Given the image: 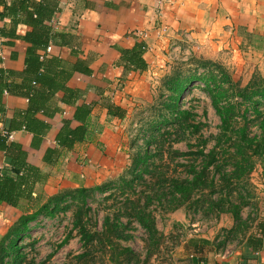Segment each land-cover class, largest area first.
<instances>
[{"label":"rangeland","instance_id":"1","mask_svg":"<svg viewBox=\"0 0 264 264\" xmlns=\"http://www.w3.org/2000/svg\"><path fill=\"white\" fill-rule=\"evenodd\" d=\"M159 28L163 37L168 36L167 27ZM236 40L232 34L221 35L211 29L170 33L156 59H150L149 68L141 78L142 89L136 96L129 94L135 100L127 102L126 119L114 123L107 118L95 121L88 136L89 148L77 149L78 156L70 155L51 169L48 180L35 188L30 204L22 203L17 209L0 212V257L10 251L9 239L5 236L13 223L24 212L31 214L49 204V209L41 212L19 236L15 258L23 257L26 263L34 264H74L75 257L83 252L73 227L79 200L71 195L57 206L50 199L82 188L88 192L86 208L90 212L85 220L90 229L100 230L109 217L127 239L121 243L140 254L142 260L147 248L154 250L148 246L145 229L135 220L143 209L153 218L156 230L166 237L169 250L155 254L154 264H188L190 256L196 257V254L187 246V241L195 237L214 241L215 253L234 252L238 241L233 237L224 250L220 246L228 236L225 231L235 226L233 216L226 212L228 206H223L225 200L210 196L209 191L174 196L167 191V185L180 184L177 180L192 176L208 163L199 151L207 140L205 152H210L216 142L212 137L220 133L221 122L214 100L218 105H224L226 99L241 102L237 96L239 87L257 85L254 79L264 78V40L258 38L248 43L241 37ZM174 83V88L189 85L172 113L167 107L176 96L172 91ZM254 108L259 114L254 113ZM241 111L249 139H253L252 145H257L262 138L259 127L264 119V99L254 98L248 105L242 104ZM177 112L183 113L180 121H176ZM233 125L237 132L239 127H244V122ZM93 151L96 162L91 161ZM139 157L145 159L139 168L152 164L151 172L145 182H134V190L130 191L123 184L134 179ZM224 157L220 151L219 164L225 163ZM251 164V171L248 165L242 164L236 175L231 170L237 188L231 200L240 206L238 197L246 199L249 206L242 207L241 215L249 227L255 215L264 210V155L251 157ZM213 171L211 178H219ZM161 184L164 191H158ZM69 236V242L64 245ZM2 264H15L13 256L5 258Z\"/></svg>","mask_w":264,"mask_h":264},{"label":"trees","instance_id":"2","mask_svg":"<svg viewBox=\"0 0 264 264\" xmlns=\"http://www.w3.org/2000/svg\"><path fill=\"white\" fill-rule=\"evenodd\" d=\"M62 1L64 0H0V22L3 24L6 20L9 21V27L4 25L0 27V47L11 46V40L27 44L24 68L21 72L15 73L0 68V155L3 156L5 163L3 164L0 160V206L6 205L17 209L22 203L30 204L34 200L36 185L45 182L46 174L31 162V158L34 151H39L51 128L45 119L52 120L61 111L56 96L60 94V103L74 108L73 118L61 122L54 138L55 147L45 151L43 162L54 167L59 162L62 151L73 150L77 144L83 143L87 136L91 105L79 104L83 93L70 88L68 83L72 79L84 81L90 79L93 74L90 62L80 57H76V60L72 62L51 52L46 54V50L57 41L60 42L59 47L61 48L74 42L72 35L54 31L53 22L61 12ZM84 1L89 2L88 0ZM19 26H26L29 31L20 36L17 34ZM119 52L125 72L142 74L146 71L147 65L143 59L145 44L143 42L138 41L132 49H121ZM255 80H257V85L249 84L239 87L241 90L238 91L237 96L241 102L226 99L224 105H218L214 100L215 110L221 122L220 133L216 137H212L216 142L210 152L207 154L205 152L207 140L203 141L199 151V154L207 159L208 163L197 173L194 172L192 176H184L183 179L177 180L180 182V184L174 183L177 187L167 185V191L174 196H191L190 192L209 191L210 196L216 195L220 200H225L226 203L223 206H228L226 212L233 216L235 226L225 231L228 236L225 241L220 243V246L224 250L230 237L238 241L236 251L234 250L232 253L231 261L228 264H251L252 262H254L253 264H264V210L255 215L249 227L248 221H244L241 215L242 207L249 206L246 199L238 197V200L242 202L240 206L234 205L231 200L237 190L233 181L234 173L231 170H234L236 175V170L242 164L248 165L249 171H251V157L264 155V119L259 127L262 138L257 145H252L253 139H249L248 127L243 120L244 115L241 114L242 104L248 105L254 98L264 99V78L259 77ZM174 85L175 83L171 87L176 96L172 97V103L167 107L172 113H175L180 96L187 89L189 83L177 88H174ZM7 95L26 99V109L17 110L11 117H8L5 106ZM105 109L111 118L123 120L126 116L124 109L113 104H106ZM253 111L259 114L257 108H254ZM179 114L177 112L176 121H180L183 113ZM72 122H76L78 125L72 127ZM239 122H244V127H239V131L235 132L233 124ZM21 131L31 135L29 150L32 153H29L23 145L10 140L12 133ZM155 143L157 144V140ZM220 151L225 155L224 158H227L224 164H219L218 161ZM174 152L177 155L181 154L179 151ZM144 163L145 159L139 157L135 162L134 179L123 184L130 191L134 190V182L141 180L145 182L144 179L148 178L147 175L151 172L152 164L140 169L139 167ZM212 169H214L213 173L219 174V178H211ZM164 188L161 184V189L158 191H164ZM101 189V187L98 188V190ZM87 193V189L82 188L70 191L62 197L50 199V202H55L57 206L64 197L71 195H76L79 200L73 214V227L77 231L83 252L75 257L74 264H154L155 254L160 255L164 250L169 251L166 237L156 230L154 220L146 213V209L140 211L135 219L146 231L148 246L154 247L153 251L147 248V254L143 260L140 254L133 252L121 243L127 239L121 233L120 227L111 223L109 217L105 218L100 230L90 229L85 220L90 212L86 208ZM48 209L49 204H46L31 214L24 212L13 223L7 232L8 235L5 236L6 239H9L10 251L8 253L5 251V255H1L0 264L8 256H13L15 264H34L26 263L23 257L20 260L15 258L19 248L16 246V242L19 236L27 230V226L36 221L41 212ZM126 217L129 218L130 215ZM69 240L70 236L63 241V244H67ZM187 246L193 249L196 254V257L193 256L190 258L191 260H188V264H216L213 260L210 261L206 254L209 251L215 253L212 250L215 249L214 241L192 238L187 241ZM167 262L166 260L165 263Z\"/></svg>","mask_w":264,"mask_h":264},{"label":"crops","instance_id":"3","mask_svg":"<svg viewBox=\"0 0 264 264\" xmlns=\"http://www.w3.org/2000/svg\"><path fill=\"white\" fill-rule=\"evenodd\" d=\"M88 1L87 3L84 0L62 1L61 12L53 22L54 31L72 35L74 42L61 48L59 47L60 42L57 41L51 47V53L59 55L62 59L73 62L76 57H80L90 62V68L93 71L90 79L87 81L72 79L68 83L70 88L83 93L82 100L78 103L89 104L92 108L87 123L88 132L85 141L77 144L71 151H62V156L54 167L43 162L45 151L55 147L54 138L61 122L73 118L74 108L61 104L60 94L56 96V101L61 111L52 120L45 119L51 128L39 151L32 153L29 150L31 135L28 133L14 132L10 138L11 141L23 145L29 153H32L31 162L46 174L45 182L48 180V173L51 169L57 168L70 155L78 156L80 151L77 149L91 146L88 136L95 121H103L104 118H107L114 123L126 119L129 111L126 107L127 102L135 100L129 94L136 96L142 89L141 78L149 68L150 59H156L160 49L168 41L170 33L174 35L180 30L201 31L202 29L205 31L211 29L221 35L232 34L235 40L241 37L247 43L258 38L264 40V0ZM0 25L9 27V21L6 20ZM159 27H167L169 29L168 36L163 37ZM27 31L29 28L26 26L17 28V34L20 36ZM138 41L145 44L143 59L147 69L142 74L125 72L119 50H130ZM11 43V46L0 47V68L15 73L21 72L24 68L27 44L18 40H11ZM106 104H113L124 109L126 111L125 118L117 120L109 117L105 109ZM5 106L7 116L11 117L15 111L26 109L27 100L7 95ZM97 112L99 113L96 115ZM97 116L100 118L98 119ZM77 125L76 122H72V127ZM95 158L96 152L93 151L91 161L96 162ZM0 160L5 164L2 155H0ZM39 185L41 184H37L36 188ZM8 208L11 207L2 205L0 212ZM195 238L210 241L205 238ZM232 253L209 251L206 254L209 260H213L216 264H228L231 261ZM192 257L193 255L190 256V258Z\"/></svg>","mask_w":264,"mask_h":264},{"label":"built area","instance_id":"4","mask_svg":"<svg viewBox=\"0 0 264 264\" xmlns=\"http://www.w3.org/2000/svg\"><path fill=\"white\" fill-rule=\"evenodd\" d=\"M168 1H170V0H168ZM0 24H1V22H0ZM1 26V25H0ZM51 52V47H49L47 50H46V54H49ZM10 138H11V136H10Z\"/></svg>","mask_w":264,"mask_h":264}]
</instances>
